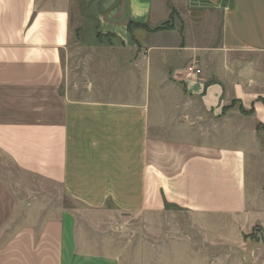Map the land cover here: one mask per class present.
Wrapping results in <instances>:
<instances>
[{
    "label": "crops",
    "instance_id": "crops-1",
    "mask_svg": "<svg viewBox=\"0 0 264 264\" xmlns=\"http://www.w3.org/2000/svg\"><path fill=\"white\" fill-rule=\"evenodd\" d=\"M80 2L0 0V264H123L128 220L173 211L264 228V0Z\"/></svg>",
    "mask_w": 264,
    "mask_h": 264
},
{
    "label": "rangeland",
    "instance_id": "rangeland-1",
    "mask_svg": "<svg viewBox=\"0 0 264 264\" xmlns=\"http://www.w3.org/2000/svg\"><path fill=\"white\" fill-rule=\"evenodd\" d=\"M81 2L77 0L72 15L73 22L80 24ZM172 28L176 23L171 21ZM181 33V31H180ZM78 36V35H77ZM67 57V56H66ZM80 57L83 55L80 54ZM68 59V58H67ZM66 65L72 63L64 61ZM80 70V69H79ZM76 74V75H75ZM80 71L71 74L69 88L81 85ZM205 139L222 135L214 129L211 120L203 123ZM249 140V138H245ZM237 146V145H236ZM239 148H244L238 146ZM247 194L254 211L250 219L264 224V140L246 147ZM7 171L3 157H0V175ZM29 181L28 185H34ZM61 206L80 211V205L61 197ZM195 217L184 211H173L152 218V222L142 217L128 220V236L135 235L128 243L123 264H264V228L255 227L250 233L244 232L246 223L236 217Z\"/></svg>",
    "mask_w": 264,
    "mask_h": 264
},
{
    "label": "built area",
    "instance_id": "built-area-1",
    "mask_svg": "<svg viewBox=\"0 0 264 264\" xmlns=\"http://www.w3.org/2000/svg\"><path fill=\"white\" fill-rule=\"evenodd\" d=\"M186 80H198L201 75L198 62L193 60L183 71Z\"/></svg>",
    "mask_w": 264,
    "mask_h": 264
},
{
    "label": "trees",
    "instance_id": "trees-1",
    "mask_svg": "<svg viewBox=\"0 0 264 264\" xmlns=\"http://www.w3.org/2000/svg\"><path fill=\"white\" fill-rule=\"evenodd\" d=\"M172 28V26H171V22H170V24H168V25H164V26H162V27H160V28H158V29H155L154 31H151V32H157V31H159V30H168V29H171Z\"/></svg>",
    "mask_w": 264,
    "mask_h": 264
}]
</instances>
